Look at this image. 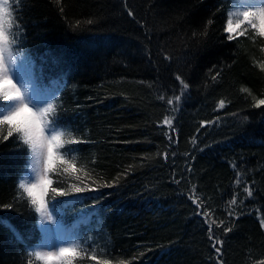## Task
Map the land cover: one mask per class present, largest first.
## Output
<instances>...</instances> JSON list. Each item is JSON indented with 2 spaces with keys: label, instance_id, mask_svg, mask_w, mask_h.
<instances>
[{
  "label": "trees",
  "instance_id": "trees-1",
  "mask_svg": "<svg viewBox=\"0 0 264 264\" xmlns=\"http://www.w3.org/2000/svg\"><path fill=\"white\" fill-rule=\"evenodd\" d=\"M9 4L21 46L65 80L60 119L80 142L64 152L97 189L49 193L50 206L86 197L63 224L92 213L72 264H264V37L228 39L231 1ZM29 159L16 135L0 139V264H42L39 216L19 188ZM52 180L79 186L60 169Z\"/></svg>",
  "mask_w": 264,
  "mask_h": 264
},
{
  "label": "snow or ice",
  "instance_id": "snow-or-ice-1",
  "mask_svg": "<svg viewBox=\"0 0 264 264\" xmlns=\"http://www.w3.org/2000/svg\"><path fill=\"white\" fill-rule=\"evenodd\" d=\"M128 14L132 15L131 12ZM10 15L8 9L3 7V0H0V109H2L0 110V139L6 141L16 135L20 141H23V145H34L39 138V130L34 124L32 117L28 114L19 113L18 101L21 98L25 99L26 106L30 110L36 107L50 106V111L53 113L51 117L53 131L57 128H64L70 133V130L60 123V116L57 113L55 102L56 93L64 87L62 78L54 80L48 86L40 82L33 58L21 46L20 36L13 30L12 21L6 19ZM88 23L91 24L93 21L89 20ZM245 24L256 29L257 35L264 36V7L241 9L238 5H234V10L229 14L225 28L226 32L230 34L228 39H234L235 36L232 35L234 33L244 35L247 29L242 30V26ZM52 63L57 64L58 61L53 58ZM261 67L264 68V65ZM176 78L180 79L179 76ZM184 87L186 88L187 85L184 84ZM260 105H264V100H260L256 106L259 107ZM220 106H224L223 102H221ZM163 123L172 128L170 119L165 118ZM79 142L77 139H72L70 135L67 139L61 137L58 143L65 147V145H74ZM68 155L67 151L63 154L53 151L47 162V171H44L43 174L40 171V161L33 159L28 177L19 184V188L23 190L22 194L27 197L30 205L39 216V229L43 234L42 243L51 245L49 248L37 246L33 250L36 260L41 261L42 264H72V259L69 257L80 256L78 251L81 245L78 235L79 231L83 225L89 222L92 215V213L81 212L76 223L70 228H65L61 224L53 228L50 224L45 223L52 221L53 215L62 217L67 209L73 207L76 203H82L86 199V197L76 196L73 200H58L56 204L51 206L50 210L49 193L55 199L57 196H68L72 192L81 193L97 190L84 183L80 175L82 169L76 167L75 157L67 159ZM58 169L62 170L72 180L78 181L79 186L76 183H72L67 190L52 187V173ZM83 175L87 177L88 173L83 172ZM92 183L95 184V181L93 180ZM112 186V184L108 183L99 185V187ZM87 199L97 198L87 197ZM195 202L193 200V203ZM233 203H235L234 200ZM3 207L9 208L11 205H4ZM261 226L264 227V220L261 221ZM8 227L13 231L17 239H21L20 234L11 225H8ZM209 239L219 255L221 248L218 245L222 244V241L214 234H211V229ZM91 258L95 259L94 256ZM220 264H222V261Z\"/></svg>",
  "mask_w": 264,
  "mask_h": 264
},
{
  "label": "clouds",
  "instance_id": "clouds-1",
  "mask_svg": "<svg viewBox=\"0 0 264 264\" xmlns=\"http://www.w3.org/2000/svg\"><path fill=\"white\" fill-rule=\"evenodd\" d=\"M3 7L10 8L9 0H3ZM18 104L19 113L30 115L39 130V138L35 144H25V146L28 148L30 156L28 163L31 165L33 159H38L40 161V171L43 174L44 171H47V162L51 153L53 151L61 153V149L64 147V145L58 143L60 138L67 139L71 134L64 128H57L53 131L51 124L53 113L50 111V106L36 107L30 110L23 98L18 101Z\"/></svg>",
  "mask_w": 264,
  "mask_h": 264
},
{
  "label": "rangeland",
  "instance_id": "rangeland-1",
  "mask_svg": "<svg viewBox=\"0 0 264 264\" xmlns=\"http://www.w3.org/2000/svg\"><path fill=\"white\" fill-rule=\"evenodd\" d=\"M234 5H238V7L241 8V9L248 8V7H251V8L264 7V0H234V4H233V7L230 10V13L234 10ZM247 28H249V29H251V30L256 32V29L252 28L251 26H249L247 24L242 26V30L243 29H247ZM232 35H234L235 37L240 36L238 33H234ZM30 168H31V165L29 166L28 173H29ZM26 177H28V174H27ZM45 223L46 224H50L51 227H53L51 221L50 222H45ZM42 242H43V240H42ZM42 242L38 246H43L45 248L51 247V245H44ZM52 250H58V249H52Z\"/></svg>",
  "mask_w": 264,
  "mask_h": 264
}]
</instances>
